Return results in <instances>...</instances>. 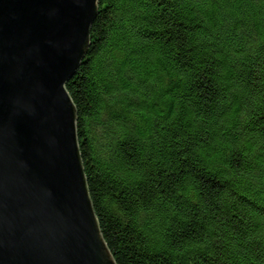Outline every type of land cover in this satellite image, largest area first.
I'll return each instance as SVG.
<instances>
[{"label": "trees", "instance_id": "obj_1", "mask_svg": "<svg viewBox=\"0 0 264 264\" xmlns=\"http://www.w3.org/2000/svg\"><path fill=\"white\" fill-rule=\"evenodd\" d=\"M67 82L116 264H264V0H98Z\"/></svg>", "mask_w": 264, "mask_h": 264}, {"label": "water", "instance_id": "obj_2", "mask_svg": "<svg viewBox=\"0 0 264 264\" xmlns=\"http://www.w3.org/2000/svg\"><path fill=\"white\" fill-rule=\"evenodd\" d=\"M98 0H0V264H116L67 89Z\"/></svg>", "mask_w": 264, "mask_h": 264}]
</instances>
